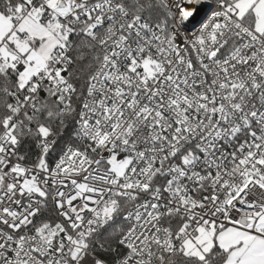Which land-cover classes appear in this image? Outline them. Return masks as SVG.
<instances>
[{
  "label": "snow or ice",
  "instance_id": "snow-or-ice-1",
  "mask_svg": "<svg viewBox=\"0 0 264 264\" xmlns=\"http://www.w3.org/2000/svg\"><path fill=\"white\" fill-rule=\"evenodd\" d=\"M0 264H264V0H0Z\"/></svg>",
  "mask_w": 264,
  "mask_h": 264
}]
</instances>
